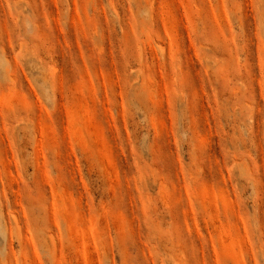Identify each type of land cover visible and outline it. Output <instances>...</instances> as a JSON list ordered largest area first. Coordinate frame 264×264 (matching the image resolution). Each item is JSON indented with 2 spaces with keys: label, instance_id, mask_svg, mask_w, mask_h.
Segmentation results:
<instances>
[{
  "label": "rangeland",
  "instance_id": "374dc122",
  "mask_svg": "<svg viewBox=\"0 0 264 264\" xmlns=\"http://www.w3.org/2000/svg\"><path fill=\"white\" fill-rule=\"evenodd\" d=\"M0 264H264V0H0Z\"/></svg>",
  "mask_w": 264,
  "mask_h": 264
}]
</instances>
